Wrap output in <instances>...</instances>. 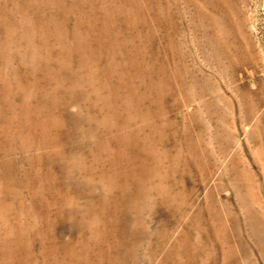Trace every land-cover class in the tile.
Segmentation results:
<instances>
[{"label":"rangeland","instance_id":"rangeland-1","mask_svg":"<svg viewBox=\"0 0 264 264\" xmlns=\"http://www.w3.org/2000/svg\"><path fill=\"white\" fill-rule=\"evenodd\" d=\"M0 264H264V0H0Z\"/></svg>","mask_w":264,"mask_h":264},{"label":"bare ground","instance_id":"bare-ground-1","mask_svg":"<svg viewBox=\"0 0 264 264\" xmlns=\"http://www.w3.org/2000/svg\"><path fill=\"white\" fill-rule=\"evenodd\" d=\"M148 174V173H147ZM193 209V208H192ZM68 223V222H67Z\"/></svg>","mask_w":264,"mask_h":264}]
</instances>
